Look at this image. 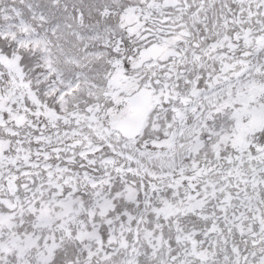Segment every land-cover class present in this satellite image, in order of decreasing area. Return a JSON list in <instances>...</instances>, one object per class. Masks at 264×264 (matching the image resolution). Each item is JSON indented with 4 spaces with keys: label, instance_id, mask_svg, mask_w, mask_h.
Wrapping results in <instances>:
<instances>
[{
    "label": "snow or ice",
    "instance_id": "obj_1",
    "mask_svg": "<svg viewBox=\"0 0 264 264\" xmlns=\"http://www.w3.org/2000/svg\"><path fill=\"white\" fill-rule=\"evenodd\" d=\"M0 264H264V0H0Z\"/></svg>",
    "mask_w": 264,
    "mask_h": 264
}]
</instances>
